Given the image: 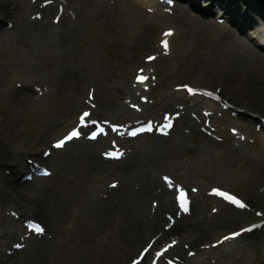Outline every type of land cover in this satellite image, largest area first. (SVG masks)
Wrapping results in <instances>:
<instances>
[{
	"label": "rangeland",
	"instance_id": "obj_1",
	"mask_svg": "<svg viewBox=\"0 0 264 264\" xmlns=\"http://www.w3.org/2000/svg\"><path fill=\"white\" fill-rule=\"evenodd\" d=\"M129 1L143 13L169 17L158 27L161 36L169 30L174 33L169 54L159 56L156 53L161 48L162 37L146 45L140 31L144 21L140 24L129 16L124 0H69L65 4L63 1V8L71 16V22L79 26L75 49L69 57H63L54 46L48 47L46 43L20 37L12 31L0 36V156L19 153L31 158L29 156L34 151L70 135L75 127L70 128L69 125L81 114V111L73 110V101L65 97L75 91L76 73L83 77L85 91L88 90L90 97L97 92L105 103L119 104L128 87L139 81L140 74L149 70L151 79L146 86V98L153 105L151 109L165 107L169 97L177 100L182 96H194L193 100L200 110L216 115L212 129L215 139L210 147H204L203 139L199 138H191L182 145H176V140H172L166 144L168 147L158 159V152L147 135L134 139L130 144L132 148L127 151L131 150V154L140 158L150 153L156 160L159 174L169 177L174 186L203 192L205 197L200 202L202 208L205 207L204 213L214 214L217 210L220 222L224 223L232 216L233 207L229 204L224 210L222 206L217 207L218 199L211 196L214 188L241 199L249 213V217L244 218L237 228L219 236H210L200 251L191 253L187 264H264V241L256 242L253 238L233 241L248 228L264 227V100L259 101L257 110H253L251 90L247 88V84L253 82L248 75L235 68L231 60L233 51L220 42V36L226 29L238 41L252 45L264 56V47L252 42L253 37L264 45V13L262 20L257 18L259 23L250 36L241 34L230 22H225L224 13L220 10L212 17H205L188 4L174 3L175 0H150L148 4L144 0ZM168 1L171 3H165ZM207 2H201V6L206 8L209 6ZM236 2L242 15L246 11L252 12L254 3L251 0ZM0 5L17 15V20L21 22L28 18L33 0H0ZM175 8L197 20H188L189 27L181 36L174 19L182 20L183 16L176 13ZM154 9L158 11L153 13ZM53 16L52 20L58 21L57 15ZM10 21L15 25L14 19ZM149 57L155 59L149 60ZM62 58L65 60L62 61ZM39 86L45 88L44 92L40 93ZM189 89L195 91L189 92ZM14 90L27 96L33 95L28 97L33 103L17 108L10 100ZM107 116L106 111L97 110L92 118L95 125H99ZM129 123L130 119L117 122L120 126H128ZM233 142L237 151L233 150ZM241 143L247 146L239 149ZM116 150L113 153L120 152ZM78 168L66 163L57 165L56 170L50 166L39 167L38 171L51 170V176L39 183L37 188H21L16 195L19 201L13 200L11 206V218L16 222L18 233L31 226L28 217L24 222L18 216H28V212L33 211L34 207L27 199L43 201L47 214H52L77 192L91 186L90 179H86L84 171ZM6 174L5 169L2 170V175ZM31 174L27 171L25 178ZM113 182L114 178H100L98 187L106 188ZM72 211L75 212L71 219L57 229L50 259L52 264H82L87 257V253L84 254L80 248L82 241L79 237L87 220L79 207L72 206ZM226 239L229 242L223 245ZM104 240H98L88 264H124L122 247L117 239L110 237ZM8 249L12 251V248ZM9 253L7 250L5 254ZM17 264L27 263L21 260Z\"/></svg>",
	"mask_w": 264,
	"mask_h": 264
},
{
	"label": "bare ground",
	"instance_id": "obj_2",
	"mask_svg": "<svg viewBox=\"0 0 264 264\" xmlns=\"http://www.w3.org/2000/svg\"><path fill=\"white\" fill-rule=\"evenodd\" d=\"M63 1L65 4L69 0H33V5L29 6L28 18L21 22L17 20V15L0 5V36L12 31L20 37L46 43L48 47L54 46L63 57H69L75 49L74 42L79 34V26L71 22V16L63 8ZM124 1L129 16L140 24L144 21V27H141L140 31L146 45L151 44L157 37H162L161 48L156 53H159V56L169 54L172 49L171 39L174 36L167 38L170 47L166 51L162 45L164 33L161 36L158 31V27L169 17L143 13L129 0ZM181 1L187 2L205 17H212L217 10L222 11L225 22H230L229 24L235 26L241 34L247 33L246 35L250 36L259 23L257 18L263 19L264 0H251L254 3L252 12L246 11L244 15L236 0H207L206 4L209 6L206 8L201 6V2L205 0ZM143 2L148 4L151 1ZM175 9L176 13L183 16L182 20L174 19L181 36L186 27H189L187 21L197 20L187 17L182 10ZM157 11L154 9L153 13ZM53 15H57L58 21L52 20ZM11 19H14L15 25L10 23ZM220 38V42L233 51L231 60L235 63V68H239L253 82L251 85L247 84V88L251 90L250 102L253 110H257L259 101L264 100V56L252 45L238 41L235 35L226 29ZM252 39L256 46L264 47L259 39ZM64 60L65 58H62V61ZM141 75L147 76L148 79L144 83H132L125 97L119 99L121 103L110 104L102 101L97 92L90 97L88 90L85 91L83 77L76 73L75 91L65 97L73 101V110L81 111L69 125L70 128L75 127V132L80 135L70 140L61 139L55 143H46L47 147L34 151V154L29 156L31 158L19 153L0 156V264H17L21 260L27 264H52L50 259L57 239V229L71 219L75 212L72 211V206L79 207L87 220L79 234L82 241L80 248L84 250V254L87 253L82 264H88L91 260L90 254L98 240L103 241L110 237L117 239V243L121 245L124 264H187L191 253L200 251L210 236H219L231 228H237L244 218L249 217L245 208L233 207L232 216L224 223L220 222L217 210L214 214L204 213L205 207L203 209L200 202V199L205 197L203 192H193L186 186L181 189L174 186L169 177L159 174L156 160L150 153L140 158L137 154H131V150L127 151L139 136L151 137L153 147L159 155L158 159L168 147L166 144L172 140H176V145H182L191 138H199L203 139L204 147H210L211 141L215 139L212 129L216 115L200 110L193 100L194 96H182L177 100H171L169 97L165 107L151 109L153 105L146 98V86L151 79L149 70L139 76ZM39 87L40 93L44 92L45 88ZM29 96L14 90L10 100L17 108L23 105L26 107L33 103ZM97 110L106 111L108 115L99 125H95L92 118ZM85 112L89 115L82 121ZM124 119H130L128 126L117 124L119 120ZM61 141H65L63 147H56ZM244 146L247 145L241 143L239 149ZM232 147L234 151L238 150L234 148V142ZM114 149L120 150L121 154L119 155L117 150L118 153H113ZM62 163L79 167L80 171H84L85 178L90 179L91 186L77 192L76 196L66 200L52 214H47V206L43 201L33 202L30 198L27 199L34 207L33 211L28 212V216L18 215L19 220L25 222L28 217V221L42 227L44 232L38 234L27 229L18 233L16 222L11 218L13 200L19 201L16 199L17 192L26 186L37 188L45 179L37 175L26 179L27 171L36 174V169L41 166H50L56 170L57 165L59 167ZM4 169L7 174L3 176ZM100 178H114V182L100 189ZM185 201L188 211L182 209V203L185 204ZM217 203V207L222 206L223 210L225 205H228L221 200H217ZM34 218L37 219L36 222H33ZM31 222L28 223L32 224ZM248 238H253L256 242L264 241V227L260 225L250 232L237 235L233 241ZM228 242L226 239L223 245ZM8 248H12V251ZM7 250L10 252L8 255L5 254Z\"/></svg>",
	"mask_w": 264,
	"mask_h": 264
},
{
	"label": "snow or ice",
	"instance_id": "obj_3",
	"mask_svg": "<svg viewBox=\"0 0 264 264\" xmlns=\"http://www.w3.org/2000/svg\"><path fill=\"white\" fill-rule=\"evenodd\" d=\"M172 35H174V33H173L171 30H169V31H167V32L164 33V37H165V39L162 41V45H163V47H164V49H165L166 51H167V50L169 49V47H170L169 40H168L167 38L170 37V36H172ZM148 59H149V60H154L155 57H149ZM138 79H139V82L143 83V82H145V81L148 79V77L145 76V75H141V76L138 77ZM194 91H195V90H193V89H189V92H194ZM88 115H89V113L85 112L84 115H83V117L81 118L82 121H83L84 117H87ZM168 126L171 127V125H168ZM78 135H80L79 132H73V133H72L69 137H67L66 139L70 140V139H72L73 137L78 136ZM64 143H65V141H61L60 143H58V144L56 145V147H58V148H59V147H63V144H64ZM216 194L222 196L224 199H226V200L230 201L231 203L237 205L239 208H245V207H247L243 202H241V201L238 200L235 196H233V195H231V194H229V193H225V192H221V191L217 190V191H216ZM184 210H185V211L188 210V206H187V202H186V201H185V204H184ZM33 227H34V230L36 231V233H38V234H43L44 229H43L42 227H40V226H38V225H34ZM17 247H20V245H17Z\"/></svg>",
	"mask_w": 264,
	"mask_h": 264
}]
</instances>
